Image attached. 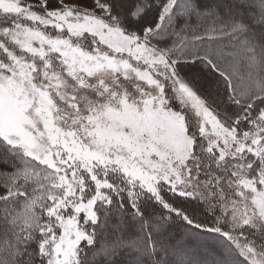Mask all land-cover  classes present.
<instances>
[{
  "label": "snow or ice",
  "instance_id": "1",
  "mask_svg": "<svg viewBox=\"0 0 264 264\" xmlns=\"http://www.w3.org/2000/svg\"><path fill=\"white\" fill-rule=\"evenodd\" d=\"M173 218L264 264V0H0V264H200Z\"/></svg>",
  "mask_w": 264,
  "mask_h": 264
},
{
  "label": "trees",
  "instance_id": "2",
  "mask_svg": "<svg viewBox=\"0 0 264 264\" xmlns=\"http://www.w3.org/2000/svg\"><path fill=\"white\" fill-rule=\"evenodd\" d=\"M197 67H200L203 71L207 72V70L203 67V65H197ZM196 69V66H192L191 64L183 65L182 66V74L188 73L189 75L193 74V70ZM198 73V71H197ZM150 215H152V210H149ZM155 216L159 215V212L157 211ZM198 215H200V218L203 219L204 215L202 212L198 211ZM209 223H211V218L208 220ZM112 224H119L121 229L126 230V234H124V238H132L136 239L141 237L143 234L140 232V226L137 222L132 221L131 217L128 215H125L123 218L120 217H114ZM166 230L167 232L163 233L162 231ZM160 232H154L153 238L158 240L159 244H161L163 247L160 249V258L165 260H175L179 256L183 255V252L177 250L178 249H185L190 250V248H194V244L198 245L197 241H201L202 239L206 240V237H202L203 235H200L199 238H202L201 240L198 239L195 241V237L198 236V234H202L201 232H197L196 230H193L190 228V226L186 225L182 220L178 218H173L171 220H168ZM195 234L189 241H186V233ZM122 232H118L117 235H122ZM210 240V239H209ZM214 244L218 247L217 252L219 251V245L216 240L213 239ZM188 248V249H187ZM215 249L212 247V250L206 249L204 250L206 252V255H212L216 254V252L213 250ZM193 252L194 250H190ZM120 259L125 260L127 264V256L120 257Z\"/></svg>",
  "mask_w": 264,
  "mask_h": 264
},
{
  "label": "rangeland",
  "instance_id": "3",
  "mask_svg": "<svg viewBox=\"0 0 264 264\" xmlns=\"http://www.w3.org/2000/svg\"><path fill=\"white\" fill-rule=\"evenodd\" d=\"M91 2H92V0H82V3L84 4V6L90 5ZM197 71H198V73H197ZM205 73L206 72L203 71L200 67L196 66V69L193 70L192 75H189L188 73H186V74L190 78H202ZM162 232L165 233L167 231L166 230L164 231V229H163ZM121 234L122 235L126 234V230L124 231V229H122ZM192 235H195V234H192V233H190V231H188V233H186V237H187L186 241H189L191 238H193L194 236H192ZM200 235H203L202 237H206V240L199 238ZM194 239H195V241H197L198 239H200V240L202 239V240L199 242L197 241L198 245L194 244V246H193L194 248H190V250H194L193 252H191L190 250L178 249V248H177V250L183 252V255L187 254V256L195 258L197 261L200 262V264H211L212 259L218 253L217 252L218 247L216 245H213L214 244L213 239L205 233L198 234V236H196ZM212 247L215 248L213 250L216 252V254L206 255V252L204 250H206V249L212 250Z\"/></svg>",
  "mask_w": 264,
  "mask_h": 264
}]
</instances>
